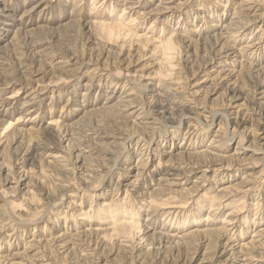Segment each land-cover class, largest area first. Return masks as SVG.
Wrapping results in <instances>:
<instances>
[{
	"label": "rangeland",
	"instance_id": "rangeland-1",
	"mask_svg": "<svg viewBox=\"0 0 264 264\" xmlns=\"http://www.w3.org/2000/svg\"><path fill=\"white\" fill-rule=\"evenodd\" d=\"M0 7V264H264V0Z\"/></svg>",
	"mask_w": 264,
	"mask_h": 264
},
{
	"label": "bare ground",
	"instance_id": "bare-ground-1",
	"mask_svg": "<svg viewBox=\"0 0 264 264\" xmlns=\"http://www.w3.org/2000/svg\"><path fill=\"white\" fill-rule=\"evenodd\" d=\"M10 12V10L9 9H2L1 7H0V16L3 18L2 19V22H3V24H5L6 26H11V22L9 21V20H7V19H4L5 17H8V18H10L11 17V15L10 14H8ZM224 52H225V56L226 57H232L233 55H235V53L237 54V52H236V49L232 46V45H228V46H226V49L224 50ZM125 102V101H124ZM124 105H126L127 106V103L126 104H124ZM132 109H134V107L133 108H130V110H132ZM127 111V110H126ZM135 111L136 110H132V113L131 114H129V115H134L135 114ZM139 112V111H138ZM136 170H139L137 167H135V171ZM134 171V172H135ZM131 177L132 178H137L138 177V173H135V174H132L131 175ZM164 236V235H163ZM168 236V235H167ZM168 237H170V236H168ZM255 237V236H254ZM258 241V240H257ZM256 242V241H255ZM243 246L244 245H242V247L241 248H243Z\"/></svg>",
	"mask_w": 264,
	"mask_h": 264
}]
</instances>
